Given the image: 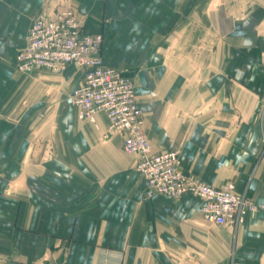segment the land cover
I'll return each instance as SVG.
<instances>
[{"label": "crops", "instance_id": "0c3cea01", "mask_svg": "<svg viewBox=\"0 0 264 264\" xmlns=\"http://www.w3.org/2000/svg\"><path fill=\"white\" fill-rule=\"evenodd\" d=\"M72 8L135 80L151 154L264 205V0H0V264H264V208L243 223L146 196L139 153L82 120V79L14 63L32 21Z\"/></svg>", "mask_w": 264, "mask_h": 264}, {"label": "built area", "instance_id": "2783aa9c", "mask_svg": "<svg viewBox=\"0 0 264 264\" xmlns=\"http://www.w3.org/2000/svg\"><path fill=\"white\" fill-rule=\"evenodd\" d=\"M103 41L102 34L85 31L72 8H64L32 21L27 45L18 51L14 65L26 73L36 68L64 72L71 66L80 70L82 79L70 96L79 118L96 122L100 114L104 115L107 134H122L123 149L142 155L137 169L147 181L146 196L179 198L192 194L201 200L204 218L218 224L243 223L250 212L264 208L239 193L234 183L217 187L184 173L177 150L150 153L135 80L123 69L104 63Z\"/></svg>", "mask_w": 264, "mask_h": 264}]
</instances>
